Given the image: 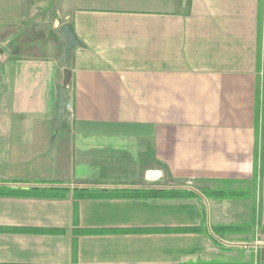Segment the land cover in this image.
Returning <instances> with one entry per match:
<instances>
[{"label": "crops", "instance_id": "obj_1", "mask_svg": "<svg viewBox=\"0 0 264 264\" xmlns=\"http://www.w3.org/2000/svg\"><path fill=\"white\" fill-rule=\"evenodd\" d=\"M0 187L69 189L0 196V264H264V0H0Z\"/></svg>", "mask_w": 264, "mask_h": 264}, {"label": "trees", "instance_id": "obj_2", "mask_svg": "<svg viewBox=\"0 0 264 264\" xmlns=\"http://www.w3.org/2000/svg\"><path fill=\"white\" fill-rule=\"evenodd\" d=\"M66 190L64 189H50L47 191L44 190H30V191H16L14 189L6 188V187H0V196H32V195H40L44 197H58V198H63L66 195ZM218 194V193H215ZM212 194V195H215ZM75 195L77 198H93L97 196H102V194H99L98 192L90 189H75ZM112 197H144V198H160V197H175L178 195H181V193L177 192H167V191H158V192H149V191H133V190H128V191H123V192H113L110 193ZM219 197H226V194L223 195V193L218 194ZM240 229L234 228V227H219L215 228L213 232L218 235V236H223L225 234H230L235 231H239ZM198 230L196 229H191V230H186L183 232H197ZM164 232H172V231H164ZM76 234H79V232H76Z\"/></svg>", "mask_w": 264, "mask_h": 264}, {"label": "water", "instance_id": "obj_3", "mask_svg": "<svg viewBox=\"0 0 264 264\" xmlns=\"http://www.w3.org/2000/svg\"><path fill=\"white\" fill-rule=\"evenodd\" d=\"M60 36L65 40L66 50H65V58H66V66L68 67L64 74V86H68L71 82L72 73L70 71V61L72 57V52L77 47H84V44L77 37L74 27L71 24H64L59 28ZM69 100V91L66 88H61L59 90V103H58V111L56 116V125L59 127L65 117L67 105ZM43 190H47L44 188ZM64 190L68 191V188Z\"/></svg>", "mask_w": 264, "mask_h": 264}, {"label": "rangeland", "instance_id": "obj_4", "mask_svg": "<svg viewBox=\"0 0 264 264\" xmlns=\"http://www.w3.org/2000/svg\"><path fill=\"white\" fill-rule=\"evenodd\" d=\"M208 196H211V197H215V198H218L219 196L217 195H208ZM227 196V195H226ZM229 196H232V198H236L238 199V197L240 198L241 196V199H245L246 196H248L247 194L245 195V193L243 195L241 194H235V195H229ZM249 239V238H247ZM252 242L253 241H249V240H245V241H241L239 243H233V247L239 249V250H242L244 253H252V251H255L257 252V249L259 247H261V245L263 244L261 241H255V243H253L252 245Z\"/></svg>", "mask_w": 264, "mask_h": 264}]
</instances>
